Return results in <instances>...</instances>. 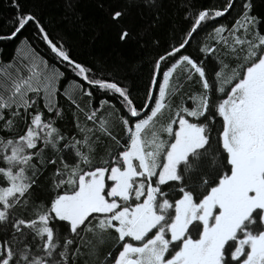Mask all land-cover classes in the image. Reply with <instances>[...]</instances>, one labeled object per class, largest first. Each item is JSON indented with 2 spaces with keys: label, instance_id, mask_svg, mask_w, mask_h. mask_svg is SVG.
<instances>
[{
  "label": "snow or ice",
  "instance_id": "snow-or-ice-1",
  "mask_svg": "<svg viewBox=\"0 0 264 264\" xmlns=\"http://www.w3.org/2000/svg\"><path fill=\"white\" fill-rule=\"evenodd\" d=\"M7 2L0 264H264V0H96L145 55L91 62ZM77 3L62 19L82 30Z\"/></svg>",
  "mask_w": 264,
  "mask_h": 264
},
{
  "label": "trees",
  "instance_id": "trees-1",
  "mask_svg": "<svg viewBox=\"0 0 264 264\" xmlns=\"http://www.w3.org/2000/svg\"><path fill=\"white\" fill-rule=\"evenodd\" d=\"M112 2V0H105V3ZM122 3L123 0H118ZM197 6L210 5L217 2V0H194ZM25 9L36 5L40 14L45 21V27L53 36L63 34L69 46H71L74 56L79 60L91 62L96 58L109 57L116 58V53L127 57L129 60H140L145 53L136 48L135 45H129L124 48L117 47L110 30L106 26V15L102 9L96 7V0H78L77 12L83 16L84 28L74 29L62 18L66 15L65 0H21ZM12 9L8 7L7 0H0V24L4 22V18L12 14ZM234 15V13H233ZM224 23H231L232 17H226L221 20ZM138 23V21H137ZM183 26L182 13L179 9L170 8L168 25ZM166 26V27H167ZM81 31L83 34H81ZM32 28L29 27L25 35H30ZM161 40L167 39L165 30H160L156 33ZM37 51L44 56L49 63L53 62L52 54L47 50L46 46L39 41L35 42ZM14 44H0V64L6 65L9 63L15 53ZM145 76L147 75V67H145ZM63 87V82H62ZM59 103L64 107L67 114V127L71 130V113L68 111V105L65 102L63 95L58 97Z\"/></svg>",
  "mask_w": 264,
  "mask_h": 264
},
{
  "label": "rangeland",
  "instance_id": "rangeland-1",
  "mask_svg": "<svg viewBox=\"0 0 264 264\" xmlns=\"http://www.w3.org/2000/svg\"><path fill=\"white\" fill-rule=\"evenodd\" d=\"M0 66H3V65L0 64Z\"/></svg>",
  "mask_w": 264,
  "mask_h": 264
}]
</instances>
